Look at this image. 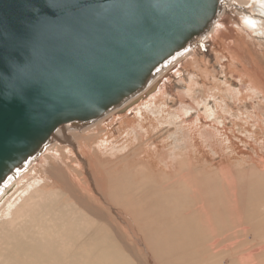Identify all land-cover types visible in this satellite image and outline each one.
I'll return each mask as SVG.
<instances>
[{
    "label": "rangeland",
    "instance_id": "374dc122",
    "mask_svg": "<svg viewBox=\"0 0 264 264\" xmlns=\"http://www.w3.org/2000/svg\"><path fill=\"white\" fill-rule=\"evenodd\" d=\"M257 4L227 0L214 31L184 51L154 92L66 131L9 180L0 191V264H35L45 248L49 264H220L208 257L219 243L226 263L264 264L255 218L241 230L251 213L264 215V14ZM95 185L112 210L85 201ZM172 192L188 199L174 203ZM214 208L226 230L211 220ZM186 223L200 226L194 237L175 235ZM166 243L174 250L167 247L168 255L160 248ZM246 243L263 247L254 252Z\"/></svg>",
    "mask_w": 264,
    "mask_h": 264
},
{
    "label": "water",
    "instance_id": "95a60500",
    "mask_svg": "<svg viewBox=\"0 0 264 264\" xmlns=\"http://www.w3.org/2000/svg\"><path fill=\"white\" fill-rule=\"evenodd\" d=\"M225 6L0 0V191L59 127L142 100L125 104L161 64L204 37Z\"/></svg>",
    "mask_w": 264,
    "mask_h": 264
},
{
    "label": "bare ground",
    "instance_id": "6f19581e",
    "mask_svg": "<svg viewBox=\"0 0 264 264\" xmlns=\"http://www.w3.org/2000/svg\"><path fill=\"white\" fill-rule=\"evenodd\" d=\"M258 4H257V9H259V11L261 12V13H263L264 14V0H255ZM262 5V6H261ZM227 8V0H226V6L224 7V8H222V11H220V12H224L225 11V9ZM220 12L218 13V15H217V17H216V19L218 18V16H219V14H220ZM216 19H215V21L212 23V25H211V29L209 30V32L210 31H214V28H213V26H214V24H215V22H216ZM249 25H257L256 23H257V21L254 19V18H252L251 17V21H249ZM207 33V32H206ZM197 42V40H195L194 41V43H196ZM193 43V44H194ZM193 44H191V45H189L186 49H184V50H182L181 52H178V53H176V54H174V55H172L167 61H165L163 64H161L159 67H158V69H157V71H156V73H155V75L150 79V81H149V83L147 84V87L146 88H144V89H142L141 91H139V93H137L136 95H134V97H131L125 104H130V102L136 97V98H138V96L141 94V96H143L144 95V97L145 96H147V95H150L151 94V92H154L155 90H156V88H157V86H158V84H159V82H160V80H161V78H162V76L163 75H165L170 69H172L173 67H174V64L181 58V56L184 54V51L185 50H187L188 48H191V46H193ZM133 105V104H132ZM131 105V106H132ZM207 105V104H206ZM122 106V105H121ZM121 106H119V107H116V108H114V109H111L109 112H111V111H113V110H118V108H120ZM130 107V106H129ZM187 110H185V111H183V112H186ZM189 111H190V109H189ZM107 114H108V112L107 113H105L103 116H99V117H97V118H94V119H91V120H85V121H75V122H72V123H69V124H66V125H63V126H61V127H59L56 131H55V135H54V139H55V141H54V143L55 144H58L60 141H61V137L63 136V137H65V138H68V136H65V132L66 131H69V130H72V129H81V127L82 128H84L85 126H88V125H90V124H92V123H94L95 121H99V120H102V119H105V116H107ZM72 142V141H71ZM51 142H48V143H46L45 145H43L42 147H41V149L33 156V157H31V158H29V160L27 161L28 163H30V162H32V161H34L37 157H39V159L41 158V152H43L45 149H46V147L47 146H49V147H47V149L45 150V154H46V152H48V149L51 147V145H49ZM73 143V142H72ZM39 155H41V156H39ZM38 159V158H37ZM38 159V160H39ZM27 162L24 164V165H26L27 164ZM23 165V166H24ZM22 168V167H21ZM18 172H20V169H17L12 175H11V177L8 179V180H10L12 177H14L15 175H16V173H18ZM237 174V173H236ZM236 176V175H235ZM20 177V176H19ZM215 178H216V175L215 174H213V176L212 175H210V180H211V182H212V184L214 185L215 183H216V181H215ZM236 178H237V176H236ZM264 178V177H263ZM237 179H239V178H237ZM217 180V179H216ZM232 181H233V183H234V179H232ZM8 182H10V181H8ZM8 182L6 181L4 184H6L7 186H8ZM119 182V181H118ZM248 183V182H247ZM249 184V183H248ZM12 185L13 184H11V186H9V188L8 189H10L11 187H12ZM97 185H98V182H97ZM97 185H95V188H96V190L95 191H92V190H90V189H85L86 191H88V193L92 196V200H85L88 204H95L96 202L93 200V199H96V200H98L100 203H101V205H103V206H110L109 205V201L106 199V196L104 195V192H103V190H102V188L101 187H99V186H97ZM250 185V184H249ZM7 188V187H6ZM7 189V190H8ZM4 190V189H3ZM6 194V191H5V193L3 194V195H1V197L2 196H4ZM209 194H210V196L211 197H213V199H215V195H213L212 194V192L211 191H209ZM187 195L188 194H184V193H181V195H175V192H172V193H169V194H167V197H168V199L170 200V201H173L174 203H175V201L174 200H176L177 201V199H179L181 196H183V198L184 197H186V199H188V197H187ZM182 198V197H181ZM155 200H159L158 198H156ZM178 202V201H177ZM147 206L148 205H151V203L150 202H146L145 203ZM176 205V204H175ZM215 206H217L218 207V203H215ZM247 207V206H246ZM110 209L112 210V208H111V206H110ZM198 209H200V208H198ZM214 209H216V208H214ZM221 208H217L216 209V211L218 212H214V213H211V215H214L213 217H212V219L211 220H220L221 218L220 217H223L222 215V211L220 210ZM247 209H250L249 207H247ZM167 210H169V211H178V209L176 208V209H174V207L172 206V207H168L167 208ZM146 213H150V214H154V215H162L163 213H165L166 211L165 210H158V211H148V210H144ZM182 211V210H181ZM236 211V210H235ZM248 211V210H247ZM202 212H204V209L202 210ZM204 213H206V212H204ZM205 215H207V214H205ZM207 218V217H206ZM188 222V221H187ZM193 222H195V221H193ZM61 223V222H60ZM196 223V222H195ZM187 224V225H186ZM186 224H184V225H186V228L185 227H183V228H179L180 230H182L183 232H179V233H175V235H178V237H180L181 238V234L182 233H191L192 234V236L194 237V230H196L198 227L200 228V226H197V225H191V226H188V225H190V223L188 224V223H186ZM205 225V224H204ZM214 225L216 226V225H219L220 227H222L223 228V223H222V220H220L218 223H214ZM131 225H129V228L131 229ZM223 229H225V227L223 228ZM156 229H154V231H155ZM175 231V229L173 228V227H171V229H169L168 228V230H167V234H168V236H171L172 235V231ZM188 235V234H187ZM172 239V238H171ZM193 243H194V240H193ZM183 244H179L177 247H180V249L183 251L182 253L183 254H186L187 255V253H188V249H186L187 247L185 246V245H183ZM195 245H197V243L195 244ZM30 248H32V246L30 245L29 246ZM167 247L171 250V251H174V250H172V247L171 246H168L167 245V243L165 244V246L164 245H162L160 248H162L163 249V251H165L166 250V252H162L163 254H167L168 255V253H167V251H168V249H167ZM184 247H186V248H184ZM24 249L28 252V254H29V249L28 248H26V246H24ZM38 249H40V247H38ZM98 249H100V246H99V248ZM184 249V250H183ZM48 253H47V251H46V248L45 249H43V250H37V252H36V256L32 259V261L31 262H34L35 264H49V261H48ZM188 256V255H187ZM197 258H198V256H197ZM170 259H171V256H170V258H169V262H170ZM177 259V258H176ZM24 260V257H21V258H18L17 256H16V263H19V262H22ZM89 260H90V257H89ZM188 260H189V258H187V260H185L186 262L184 263V264H188ZM196 260V259H195ZM193 261V260H192ZM82 262H83V264H87L88 262H86L85 261V259H83L82 261H81V264H82ZM95 264H102V262L101 261H99V262H96ZM195 264H196V262H195Z\"/></svg>",
    "mask_w": 264,
    "mask_h": 264
},
{
    "label": "crops",
    "instance_id": "0c3cea01",
    "mask_svg": "<svg viewBox=\"0 0 264 264\" xmlns=\"http://www.w3.org/2000/svg\"><path fill=\"white\" fill-rule=\"evenodd\" d=\"M243 204V203H242ZM259 214L260 213H251L250 214V223H247V220H246V222H244L245 223V225H244V227L241 229V230H243V231H246V230H248V228H253V223H251V222H253L254 220V218H255V230H256V232H257V236L258 235H260L259 236V238H262V237H264V215H263V213H261V215L262 216H259ZM255 216V217H254ZM245 219H247V218H245ZM251 224V225H250ZM226 230V229H225ZM203 242H205V241H203ZM248 242V241H247ZM261 242H262V240H261ZM198 243V242H197ZM258 243V242H257ZM252 244V243H249V244H247V246H249L247 249H249V248H251V246H253V251L255 252V250L257 249V247H259V246H262V243L259 245V244ZM220 244V245H219ZM218 244V246H221L220 248V250H219V253L217 254V256L215 255V252H214V255L213 256H208L209 258H210V261L211 262H219L220 264H230V263H226V260H225V254H226V246L225 245H222L221 243H219ZM246 244H244V245H246ZM223 246V247H222ZM246 246V247H247ZM263 247V246H262ZM251 250H252V248H251ZM225 252V253H224ZM247 253H250V252H248V250L245 252V255L247 254ZM203 258H205L206 259V255L204 254L203 255ZM189 261V260H188ZM191 264H195L194 262H192Z\"/></svg>",
    "mask_w": 264,
    "mask_h": 264
}]
</instances>
